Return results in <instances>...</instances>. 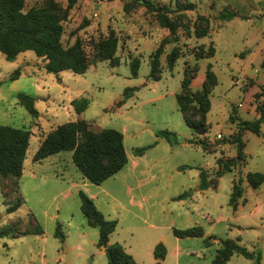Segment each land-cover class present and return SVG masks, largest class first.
Masks as SVG:
<instances>
[{
  "label": "rangeland",
  "instance_id": "obj_1",
  "mask_svg": "<svg viewBox=\"0 0 264 264\" xmlns=\"http://www.w3.org/2000/svg\"><path fill=\"white\" fill-rule=\"evenodd\" d=\"M51 4L62 12L69 6L68 0H26L25 11ZM154 7L168 9L178 39L167 44L159 57L160 81L150 76L152 61L162 41L172 36L160 26ZM225 10L238 16L225 22L220 19ZM63 28L65 48L72 47L77 39L84 47L90 63L84 75L71 71L49 74L47 63L31 51L13 62L0 53V125L31 133L25 171L47 135L60 125L83 119L95 133L117 130L125 137L130 165L134 159L140 160L133 180L145 182L140 193L148 196V202L143 203V209L128 213L103 196L99 198L100 212L106 219L119 222L110 239L112 244L122 240L120 244L138 264H151L159 243L168 249L163 264H213L221 240L239 239L250 252L259 250L264 264V183L253 189L246 180L250 172L264 176V125L259 135L244 126L259 119L257 107L264 101V0H77ZM111 31L117 38L118 66L103 60L96 48ZM174 48L179 49L180 57L171 71L168 56ZM211 49L214 56L206 57ZM136 60L139 71L134 79L131 65ZM17 70L21 71L19 79L11 81ZM208 70L215 74L217 84H208L211 109L203 124L206 134L198 135L187 126L176 95L183 96L189 119L201 123L199 106L188 101L203 90ZM184 81L188 84L183 87ZM127 88H135V92L118 107ZM19 93L36 100L38 118L20 104ZM82 98L90 105L79 116L71 103ZM159 131L174 133L177 142L170 145L157 137ZM218 134L223 138L218 139ZM237 139L242 142L244 161L220 178L219 162L237 157ZM156 142L158 145L144 156L135 155L136 149ZM192 142L205 143L210 149L205 152ZM33 165L47 185L35 191L24 187L25 196L21 192L25 176L21 181V177L0 175V227H18L24 234L36 226L30 223L33 214L44 235L0 239V264H108L98 245L99 230L84 215L78 191L67 198L58 195L65 183L82 177L71 153ZM201 171H205L203 178ZM117 177L110 182L119 181ZM240 180L244 194L234 211L230 200ZM87 184L90 188L81 187L80 191L88 196L100 186ZM205 184L209 188H203ZM111 185L110 191L117 196V185ZM185 192L189 194L185 206L190 210L189 218L177 212L168 218L162 214L164 196ZM20 199L23 205L9 214V205ZM59 225L64 241L55 236ZM148 225H154L153 230ZM198 226L215 240L206 246L203 239H184L177 257L173 253L177 245L173 229ZM227 264L253 262L235 254Z\"/></svg>",
  "mask_w": 264,
  "mask_h": 264
},
{
  "label": "trees",
  "instance_id": "obj_2",
  "mask_svg": "<svg viewBox=\"0 0 264 264\" xmlns=\"http://www.w3.org/2000/svg\"><path fill=\"white\" fill-rule=\"evenodd\" d=\"M77 0H68V8L65 11L57 10L55 5H46L42 8H33L25 11L26 0H0V53L6 60L13 62L17 57L25 52H34L39 59H43L46 64V71L49 74L59 75L65 71H71L76 75L87 73L90 63L85 54L84 47L79 39L76 40L72 47L65 48L62 44L63 22L66 21L69 9L76 4ZM114 1V0H110ZM153 7V5H150ZM155 8V7H154ZM159 14V23L162 28L171 32L172 38H165L152 61L151 78L154 81H160L159 57L164 52L167 44L177 42L175 36L176 25L168 16V9L165 7L155 8ZM238 15L232 11H223L220 19L229 22ZM96 48L103 60L111 61L114 66H118V59L115 57L117 50V38L111 31L109 37L101 41ZM214 49L206 57H213ZM180 57L178 48H174L168 56L169 69L172 71L176 61ZM204 58V57H203ZM139 63L134 61L131 65V74L134 79L138 77ZM21 71L17 70L12 76L11 81L19 79ZM216 85L215 74L208 70L207 80L204 83L203 90L192 96V101L188 104L199 106L198 111L202 114V122L194 123L187 115V104L184 103L181 94L176 95L179 110L183 113L187 126L196 129L203 126L205 117L210 112L211 102L208 97V84ZM188 81L183 82V87ZM135 88H127L124 91L123 99L118 103L122 107L128 98L133 95ZM20 104L25 107L27 112L33 117L38 118L39 112L35 107L36 100L31 96L23 93L18 94ZM77 115H81L89 108L90 101L86 98L77 99L71 103ZM259 119L255 122H247L245 128L255 135L260 134L261 125H264V101L259 102L257 107ZM200 125V126H198ZM157 137L165 139L170 145L177 142L176 135L170 131H159ZM31 133L26 130L17 129L9 126L0 125V175L3 177L20 178L23 174L24 163L27 159V152L30 146ZM238 154L236 158L220 161L221 171L218 176L221 178L226 173L232 172L240 162L244 161L243 146L240 139H237ZM200 146L206 152L210 146L205 143H191ZM156 145L136 149L135 155L142 157L146 151L154 148ZM72 153V160L78 171L84 179L94 185H101L110 178L120 173L128 164L129 159L125 149L124 135L113 129H103L99 133L91 130L90 124L86 120H78L58 126L54 131L49 133L41 146L34 155V162H42L50 157L61 153ZM182 170H185L182 168ZM205 171H201L203 178ZM204 180V179H203ZM248 184L253 189H259L264 183V176L261 173H248L246 178ZM240 180L234 186V193L231 196L230 205L236 211L239 200L243 198L244 190L241 187ZM203 188H209L207 184ZM189 197L188 193L179 196L177 200H183ZM81 208L87 217L89 224L99 230V247H105V255L108 264H138L132 255H130L123 245L119 243L110 244V237L116 231L117 221H110L97 208L93 199L86 193L79 192ZM246 202L245 199L243 203ZM24 201L19 200L9 205L8 213H15L23 205ZM30 223H35V228L31 231L21 233L18 227L1 228L0 239L17 238L18 235H44V230L31 214ZM173 234L179 239L186 238H203L205 236L202 227H192L185 230L174 229ZM56 238L64 241L61 225L58 226L55 233ZM215 240V237H209L204 241L206 246L212 243L209 240ZM221 248L217 251L213 264H227L233 255L237 254L251 260L253 264H262V253L258 251L250 252L246 247L240 245V240H221ZM167 248L163 243H159L154 249L155 264H163L167 257Z\"/></svg>",
  "mask_w": 264,
  "mask_h": 264
},
{
  "label": "crops",
  "instance_id": "obj_3",
  "mask_svg": "<svg viewBox=\"0 0 264 264\" xmlns=\"http://www.w3.org/2000/svg\"><path fill=\"white\" fill-rule=\"evenodd\" d=\"M79 116H81V115H79ZM124 140H125V137H124ZM155 145L157 146L158 142H156ZM71 155H72V153H71ZM139 161H140L139 159H134L133 162L131 163V165H130V161H129L127 166L120 173H118L117 175H115L114 177L110 178L109 180H107L106 182L101 184L99 187H97V189L95 190V194L89 195V197L91 199H93V201L95 202V204L97 205V208L99 210H101V208H100V206H98V200L102 196L104 198H106L107 200H109L111 203H114V204L116 203L118 208L123 212L129 213L131 211V209H138V210L143 209V203L148 202V196L144 195L143 193H140L141 189L143 187H145V182L143 180H139L136 178H135V180H133L135 177V174L137 173V169L139 167ZM34 163H37V162L33 161V164ZM33 164L28 165V169H29L28 172H26L25 168H24L23 174L21 176V181L23 180L24 176L26 178V182H25L24 186L21 185V192H22L23 196H25V193H26L24 190V187H29L32 191H35L39 187H45L47 185L46 179L43 177H39V174H38L39 172L36 170V167ZM200 174H201V172H200ZM117 176H119V177H117ZM116 177L119 178V181L110 182L113 178H116ZM114 180H116V179H114ZM112 183L117 185V191H118L117 196L114 192L110 191V189L112 188V185H111ZM81 187L90 188L89 185L87 184V180L84 179L83 176L78 177L77 180H71V181H68L67 183H65V186H63L62 191H60V193L58 195H61V196L65 195V197L67 198L74 191H76V192L78 191V193L81 192L80 191ZM120 187H122V188H120ZM120 189H122V190L120 191ZM183 194H180L178 196H175L172 194L164 196L162 201H161V203H162V207H161L162 214H164L168 218L169 216H174V214L177 212V213H180V215L183 214L184 217L189 218L190 210H188L189 208L185 209L186 198L183 200H177V198ZM191 198L193 199L194 197H191ZM172 224L174 225V223H172ZM148 228L153 230L154 225H148ZM132 229L136 230L135 228H132ZM112 235H111L110 239L112 238ZM209 237H212L211 234L205 233V237L196 238V239H203V242H204ZM175 238H176L177 245L174 248L173 253H175V255L177 257H180V254L182 252V247L180 244L182 243V241L184 239H179L177 237H175ZM186 239H188V238H186ZM122 242H123L122 240L121 241L116 240V243L120 244ZM110 244H112L111 240H110ZM114 244H115V242H114ZM156 244L157 243H154L152 247L154 248ZM125 250L130 254V252L127 250V248H125ZM167 251H168V249H167ZM102 254L103 255L105 254L104 251L102 252ZM155 263H156V260L154 259V261L151 264H155Z\"/></svg>",
  "mask_w": 264,
  "mask_h": 264
},
{
  "label": "water",
  "instance_id": "obj_4",
  "mask_svg": "<svg viewBox=\"0 0 264 264\" xmlns=\"http://www.w3.org/2000/svg\"><path fill=\"white\" fill-rule=\"evenodd\" d=\"M194 131L198 135H204V134H206L205 125L196 128ZM102 250L105 252L106 248L105 247H102Z\"/></svg>",
  "mask_w": 264,
  "mask_h": 264
},
{
  "label": "built area",
  "instance_id": "obj_5",
  "mask_svg": "<svg viewBox=\"0 0 264 264\" xmlns=\"http://www.w3.org/2000/svg\"><path fill=\"white\" fill-rule=\"evenodd\" d=\"M217 138H218V139H222V138H223V135H222V134H218V135H217Z\"/></svg>",
  "mask_w": 264,
  "mask_h": 264
}]
</instances>
